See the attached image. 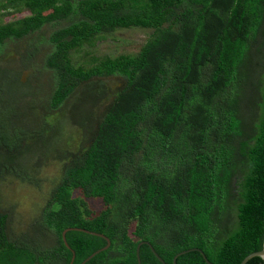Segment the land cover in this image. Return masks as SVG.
<instances>
[{
  "label": "trees",
  "instance_id": "trees-1",
  "mask_svg": "<svg viewBox=\"0 0 264 264\" xmlns=\"http://www.w3.org/2000/svg\"><path fill=\"white\" fill-rule=\"evenodd\" d=\"M131 28L151 30L138 53L75 60ZM0 60L13 111L29 107L11 127L0 118V184L8 173L39 188L57 166L32 231L13 236L0 211V264H71L73 251L81 264L107 245L72 230L69 248L68 228L111 240L87 264H138L145 241L167 264L192 248L214 264L262 250L264 0H0ZM26 69L35 72L23 80ZM140 255L163 264L147 244ZM178 264L207 263L190 252Z\"/></svg>",
  "mask_w": 264,
  "mask_h": 264
},
{
  "label": "rangeland",
  "instance_id": "rangeland-1",
  "mask_svg": "<svg viewBox=\"0 0 264 264\" xmlns=\"http://www.w3.org/2000/svg\"><path fill=\"white\" fill-rule=\"evenodd\" d=\"M29 14L30 13L27 11L17 12L5 16L3 20L4 22H11L16 19L24 18ZM47 31L48 30H45V34H47ZM150 34L151 30L141 28L118 30L113 34L106 35L104 39L98 40L94 46H85L80 53L75 54V60L82 63L89 60L92 55L97 57H117L123 54H136L148 40ZM17 56L16 53H13V58L15 59L13 62L14 66L12 67V64H10V69L11 67L15 68V66L18 67L20 65ZM0 65L2 67H7L5 60H0ZM10 71L12 73L14 72L12 70ZM32 72L34 73L35 71L33 69H26L23 73L22 79L25 80V78ZM0 74V87L2 89V91H0V118L2 119L1 122L10 121V123L7 122V125L11 127L13 126L14 114L17 116L16 120H18V123H21L22 118L28 116L27 108L29 107L27 105L22 106L17 102L18 107L16 108L18 109H15V112L13 111L16 104L14 105L12 103L14 102V99L8 95L11 92L9 82L3 80L2 72ZM10 77L13 78L14 76L11 75ZM109 86L115 90L120 86V83L118 80L114 79L112 80V83L110 82ZM14 94L15 89L12 96H14ZM67 117L68 116H65L66 120H64V115L63 118H61L62 129L63 127H66V121H68ZM23 120L28 124H33L30 122V118H24ZM33 122L35 123V121ZM67 132L68 131L63 133L59 138L56 135L55 138L57 144H59V139H61L60 145L62 146V142L68 139L69 135ZM47 154L53 155L52 147L48 148ZM56 172L57 166L54 163H51L50 166L43 170L40 174L42 180L39 188L30 183H25L19 180L15 175L12 176V174L8 173L4 175L5 177L9 176V181H4L0 184L5 194V203L3 202L0 204V211L7 213L10 216V227L12 228L13 236H19L28 231H32V229H30V222L38 215L40 209L44 207L49 200L47 195L51 189V182L54 177H56ZM80 194L83 195L81 191H76V195ZM87 201L95 212H99L105 207L104 202L100 199H87Z\"/></svg>",
  "mask_w": 264,
  "mask_h": 264
},
{
  "label": "water",
  "instance_id": "water-1",
  "mask_svg": "<svg viewBox=\"0 0 264 264\" xmlns=\"http://www.w3.org/2000/svg\"><path fill=\"white\" fill-rule=\"evenodd\" d=\"M72 230H75V231H80V232H85V233H88V234H91V235H95V236H99V237H102L104 238L106 241H107V245L99 250H97L96 252H94L92 255H90L87 259H85L81 264H87L90 260H92L95 256H97L98 254H100L101 252H104L106 250H108L111 246V240L103 235V234H100V233H96V232H92V231H88L86 229H83V228H68L66 229L64 232H63V240L65 242V244L67 245V247L70 248V245L68 244L67 242V233L69 231H72ZM143 244H147L151 247L152 251L154 252V254L156 255V257L163 263V264H167L163 259L162 257L157 253V251L155 250V248L153 247V245L149 242H141L138 247H137V257H138V264H142V260H141V255H140V250H141V246ZM190 252H199L204 260L206 261L207 264H214L213 262H211L208 257L206 256L205 252L199 248H192V249H188V250H185V251H182L178 254L175 255L174 259H173V263L174 264H178V258L184 254H187V253H190ZM255 257H260L263 259L264 261V245H263V248L262 250L260 251H256V252H253L251 254H249L247 257H245V259L241 262V264H247L251 259L255 258ZM75 258H76V254L75 252L73 251V257H72V261H71V264H74L75 262ZM118 264H124V263H118Z\"/></svg>",
  "mask_w": 264,
  "mask_h": 264
}]
</instances>
